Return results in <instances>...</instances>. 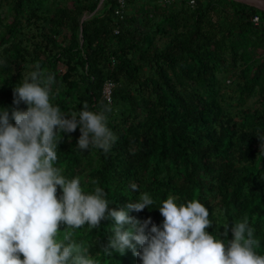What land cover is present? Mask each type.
<instances>
[{
  "label": "trees",
  "instance_id": "16d2710c",
  "mask_svg": "<svg viewBox=\"0 0 264 264\" xmlns=\"http://www.w3.org/2000/svg\"><path fill=\"white\" fill-rule=\"evenodd\" d=\"M46 1L0 0V108L9 110L10 122L12 109L27 110L13 103V89L39 64L44 78L54 77V106L64 113H78L85 102L90 111L109 108L107 126L117 138L107 153L81 151L79 127L61 133L55 166L66 178L79 176L87 192L101 187L116 210L148 193L154 205L129 214L157 226L164 219L157 206L169 195L178 204H204L213 221L207 231L217 238L232 239L234 222L247 216L255 251L264 255V152L257 137L264 135V57L255 55L264 48V10L237 0H196L194 7L131 0L120 12L117 0H105L100 10L96 0L52 7ZM220 75L232 78L227 90L240 103L257 96L258 105L227 109ZM112 223L84 225L73 238L96 264H142L131 250L103 254Z\"/></svg>",
  "mask_w": 264,
  "mask_h": 264
},
{
  "label": "clouds",
  "instance_id": "9594fccd",
  "mask_svg": "<svg viewBox=\"0 0 264 264\" xmlns=\"http://www.w3.org/2000/svg\"><path fill=\"white\" fill-rule=\"evenodd\" d=\"M52 83L54 77L44 78L36 64L13 89V103L23 102L27 110L12 109L13 124L9 110L0 108V264H96L73 233L84 225L98 229L105 220L114 222L107 244L101 245L106 256L131 250L142 264H264L247 216L234 222L232 239L217 238L207 231L213 221L204 204L198 199L178 204L169 195L157 206L164 218L157 226L151 218L141 221L129 214L154 205L148 193L116 210L101 187L87 192L79 176L66 178L55 166L61 133L79 127L81 151L91 146L107 153L117 138L107 126L109 108L90 111L85 102L78 113H64L50 102ZM257 137L264 152V135ZM131 187L137 191L135 184ZM61 224L67 226L65 235L57 239Z\"/></svg>",
  "mask_w": 264,
  "mask_h": 264
},
{
  "label": "rangeland",
  "instance_id": "374dc122",
  "mask_svg": "<svg viewBox=\"0 0 264 264\" xmlns=\"http://www.w3.org/2000/svg\"><path fill=\"white\" fill-rule=\"evenodd\" d=\"M74 0H47L46 1V5L49 6V7H52V6H56V5H60L62 3H69V4H72ZM174 5H171L169 7H172ZM6 10V8H5ZM100 10V9H99ZM93 13H85L83 18H88L92 15ZM255 55L256 57L258 58H262L264 57V48H260L258 50L255 51ZM220 78H221V81H222V88H221V99L225 105V107L227 109H230V110H237L243 106H248V105H258L257 103V96H253L251 97L245 104L243 103H240L237 98L232 95V93L230 91L227 90V84L232 81V78L230 77H226L224 75H220ZM229 93V94H228ZM232 95L231 97L228 96V95Z\"/></svg>",
  "mask_w": 264,
  "mask_h": 264
},
{
  "label": "built area",
  "instance_id": "2783aa9c",
  "mask_svg": "<svg viewBox=\"0 0 264 264\" xmlns=\"http://www.w3.org/2000/svg\"><path fill=\"white\" fill-rule=\"evenodd\" d=\"M96 1H98V9H100L105 3V0H96ZM129 1L131 0H117L118 8L116 11L117 12L122 11L126 7ZM141 1H154V2H157L159 5H162L165 7H169L180 1H187L188 5H190L191 7H194L196 4V0H141ZM252 21L254 22V24L258 25L261 22V18L259 15H254L252 17ZM111 87H112V84L110 82L105 83L104 94L107 98H110Z\"/></svg>",
  "mask_w": 264,
  "mask_h": 264
},
{
  "label": "water",
  "instance_id": "95a60500",
  "mask_svg": "<svg viewBox=\"0 0 264 264\" xmlns=\"http://www.w3.org/2000/svg\"><path fill=\"white\" fill-rule=\"evenodd\" d=\"M264 10V0H237Z\"/></svg>",
  "mask_w": 264,
  "mask_h": 264
}]
</instances>
